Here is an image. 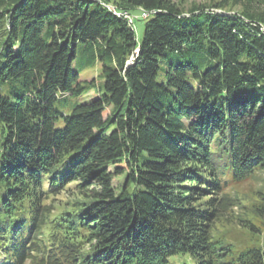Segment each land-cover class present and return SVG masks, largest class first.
<instances>
[{
    "label": "trees",
    "instance_id": "obj_1",
    "mask_svg": "<svg viewBox=\"0 0 264 264\" xmlns=\"http://www.w3.org/2000/svg\"><path fill=\"white\" fill-rule=\"evenodd\" d=\"M258 169L264 0H0V264H264L212 233Z\"/></svg>",
    "mask_w": 264,
    "mask_h": 264
},
{
    "label": "rangeland",
    "instance_id": "obj_2",
    "mask_svg": "<svg viewBox=\"0 0 264 264\" xmlns=\"http://www.w3.org/2000/svg\"><path fill=\"white\" fill-rule=\"evenodd\" d=\"M182 1L183 5L189 6L190 4H202L207 3L208 0H176ZM219 0H216V2ZM113 7V5H112ZM239 5L230 4L221 10L239 12ZM139 10L126 11L123 10V14L131 20L133 29L137 40L142 38L144 22L147 18L144 17ZM145 13V12H143ZM72 70L79 73L81 80L83 81H98L101 73V66L98 61L90 62V59L86 57V45L79 43L77 46L76 57L72 62ZM162 72H158V77H162ZM93 91L83 92L77 97H68V100L75 102L88 101ZM63 124V118L59 117L55 121V126L60 127ZM121 179V178H120ZM115 184H119L118 178L114 179ZM233 188V187H232ZM229 191L237 197L236 204L229 213L222 216L215 223L213 228V235L225 244L230 246L231 251L229 256H235L238 252L255 246L264 244V215L256 214L251 208L252 203L260 196H264V169L255 170L253 175L236 184L233 189ZM78 192L74 185L67 186L64 191L49 196L47 202L54 204V213L60 211L61 206L64 204H72L71 202L78 197ZM60 206H57L59 205ZM252 224L253 226H251ZM182 261L190 262L188 255L181 256Z\"/></svg>",
    "mask_w": 264,
    "mask_h": 264
},
{
    "label": "built area",
    "instance_id": "obj_3",
    "mask_svg": "<svg viewBox=\"0 0 264 264\" xmlns=\"http://www.w3.org/2000/svg\"><path fill=\"white\" fill-rule=\"evenodd\" d=\"M145 14H143V16H144ZM129 20V22L131 23V20L130 19H128ZM132 24V23H131Z\"/></svg>",
    "mask_w": 264,
    "mask_h": 264
},
{
    "label": "bare ground",
    "instance_id": "obj_4",
    "mask_svg": "<svg viewBox=\"0 0 264 264\" xmlns=\"http://www.w3.org/2000/svg\"><path fill=\"white\" fill-rule=\"evenodd\" d=\"M145 14V13H144Z\"/></svg>",
    "mask_w": 264,
    "mask_h": 264
}]
</instances>
